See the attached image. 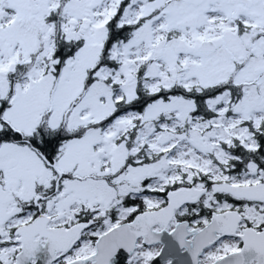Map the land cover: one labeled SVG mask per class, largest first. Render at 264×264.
Instances as JSON below:
<instances>
[{
    "label": "snow or ice",
    "instance_id": "1",
    "mask_svg": "<svg viewBox=\"0 0 264 264\" xmlns=\"http://www.w3.org/2000/svg\"><path fill=\"white\" fill-rule=\"evenodd\" d=\"M0 264H264V0H0Z\"/></svg>",
    "mask_w": 264,
    "mask_h": 264
}]
</instances>
